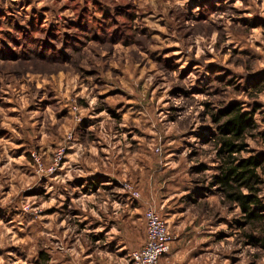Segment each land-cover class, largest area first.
I'll return each mask as SVG.
<instances>
[{
	"label": "rangeland",
	"instance_id": "rangeland-1",
	"mask_svg": "<svg viewBox=\"0 0 264 264\" xmlns=\"http://www.w3.org/2000/svg\"><path fill=\"white\" fill-rule=\"evenodd\" d=\"M234 106L264 153V0H0V264H130L148 209L169 264H264L215 182Z\"/></svg>",
	"mask_w": 264,
	"mask_h": 264
},
{
	"label": "trees",
	"instance_id": "trees-1",
	"mask_svg": "<svg viewBox=\"0 0 264 264\" xmlns=\"http://www.w3.org/2000/svg\"><path fill=\"white\" fill-rule=\"evenodd\" d=\"M230 108L215 115L217 122L224 118L219 125L218 155L221 164L215 182L228 201L241 207L248 222H264V153L238 156L246 148L242 141L245 134L256 126L254 115L237 106ZM248 237L264 247V237L257 238L251 234Z\"/></svg>",
	"mask_w": 264,
	"mask_h": 264
},
{
	"label": "built area",
	"instance_id": "built-area-1",
	"mask_svg": "<svg viewBox=\"0 0 264 264\" xmlns=\"http://www.w3.org/2000/svg\"><path fill=\"white\" fill-rule=\"evenodd\" d=\"M145 220V243L129 254L130 264H162V258L170 251L174 235L167 222L155 210L148 209Z\"/></svg>",
	"mask_w": 264,
	"mask_h": 264
},
{
	"label": "crops",
	"instance_id": "crops-1",
	"mask_svg": "<svg viewBox=\"0 0 264 264\" xmlns=\"http://www.w3.org/2000/svg\"><path fill=\"white\" fill-rule=\"evenodd\" d=\"M165 221L167 222L169 229H171V228H170V224L168 223V221H167L166 219H165ZM176 245H177V243H176L174 246L176 247ZM175 247H173V250H172L173 252H174ZM173 252H172L171 255H170L171 260H175V259H174V256H175V255H178V252H179V251H177L176 254H174ZM168 255H169V253H167V255H165V256L162 258V264H164V263H165V264H169V263H168V258H169ZM164 260H165V261H164ZM181 264H182V263H181ZM186 264H190V262H188V263H186Z\"/></svg>",
	"mask_w": 264,
	"mask_h": 264
}]
</instances>
